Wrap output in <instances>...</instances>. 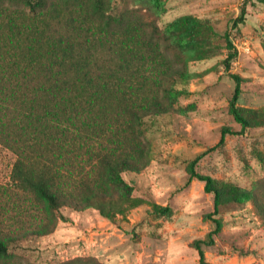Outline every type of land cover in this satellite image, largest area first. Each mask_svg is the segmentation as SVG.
I'll return each mask as SVG.
<instances>
[{
    "label": "rangeland",
    "instance_id": "rangeland-1",
    "mask_svg": "<svg viewBox=\"0 0 264 264\" xmlns=\"http://www.w3.org/2000/svg\"><path fill=\"white\" fill-rule=\"evenodd\" d=\"M105 1L130 10L134 20L154 24L156 40L184 76L164 100L167 112L146 120L144 164L121 174L125 187L112 192L104 212L89 206L45 214L52 223L46 234L30 227L38 223L37 213L11 182L15 157L0 145V226L27 229L10 250L25 264L78 258L101 264H199L196 242L214 228L209 218L214 198L203 182L189 179L196 159L198 173L230 185L238 197L213 216L221 229L213 245L203 246L207 264H264V0L249 3L238 24L244 0ZM186 17L209 23L212 30L187 33ZM225 34L237 51L228 68ZM232 74L241 79L237 105L248 122L244 129L229 110ZM223 128L239 134H228L219 144Z\"/></svg>",
    "mask_w": 264,
    "mask_h": 264
},
{
    "label": "trees",
    "instance_id": "trees-1",
    "mask_svg": "<svg viewBox=\"0 0 264 264\" xmlns=\"http://www.w3.org/2000/svg\"><path fill=\"white\" fill-rule=\"evenodd\" d=\"M251 2L243 1L237 24ZM130 14L105 0H0V145L15 157L10 179L37 213L38 223L30 225L35 234L49 232L45 214L61 208L104 212L112 192L125 187L121 174L144 164L146 120L167 112L164 100L181 83L183 70L156 40L155 25ZM183 20L187 33L212 30L209 23ZM225 41L228 68L237 51L226 34ZM231 78L229 110L244 129L248 122L237 105L241 79ZM228 134L239 133L223 128L219 144ZM195 163L189 179L213 194V216L238 202L236 189L198 173ZM213 216L214 228L196 242L199 264H207L203 246L213 245L221 229ZM25 230L0 226V264H25L10 250ZM60 264L101 263L78 258Z\"/></svg>",
    "mask_w": 264,
    "mask_h": 264
}]
</instances>
